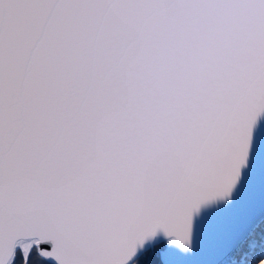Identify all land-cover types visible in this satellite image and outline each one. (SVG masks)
<instances>
[{
  "label": "snow or ice",
  "instance_id": "1",
  "mask_svg": "<svg viewBox=\"0 0 264 264\" xmlns=\"http://www.w3.org/2000/svg\"><path fill=\"white\" fill-rule=\"evenodd\" d=\"M0 264H264V0H0Z\"/></svg>",
  "mask_w": 264,
  "mask_h": 264
}]
</instances>
